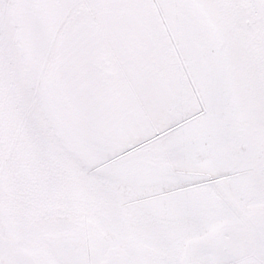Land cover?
<instances>
[{"label": "snow or ice", "instance_id": "6c2138e0", "mask_svg": "<svg viewBox=\"0 0 264 264\" xmlns=\"http://www.w3.org/2000/svg\"><path fill=\"white\" fill-rule=\"evenodd\" d=\"M0 264H264V0H0Z\"/></svg>", "mask_w": 264, "mask_h": 264}]
</instances>
